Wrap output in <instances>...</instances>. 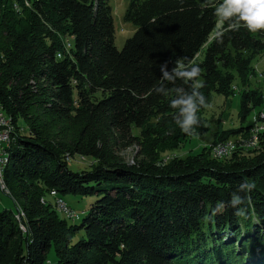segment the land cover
<instances>
[{"label":"trees","instance_id":"obj_1","mask_svg":"<svg viewBox=\"0 0 264 264\" xmlns=\"http://www.w3.org/2000/svg\"><path fill=\"white\" fill-rule=\"evenodd\" d=\"M221 3L128 0L134 32L117 48L110 0H0V106L14 125L3 179L16 206L0 211V264H45L51 246L62 264H264V132L217 158L212 145L240 142L225 139L253 122L216 120L209 144L161 157L207 131L213 93L241 87L240 123L264 105L250 87L264 30L222 20ZM74 156L93 163L73 170ZM51 190L95 199L71 223Z\"/></svg>","mask_w":264,"mask_h":264},{"label":"rangeland","instance_id":"obj_2","mask_svg":"<svg viewBox=\"0 0 264 264\" xmlns=\"http://www.w3.org/2000/svg\"><path fill=\"white\" fill-rule=\"evenodd\" d=\"M110 4L112 7V14L114 19V27H115L114 44L117 48H121L125 40L130 36H132L134 32L133 25L123 20V15L128 5V0H110ZM254 68L256 73L254 76L250 78V87L252 88L257 87L264 94V54L254 64ZM240 88L237 85L235 87L236 92L234 94H230L229 96H224L219 93H213L212 99L210 103L207 104L204 111V117L206 118L205 125L208 126L207 131L203 132L202 134L192 135V138L185 144L184 147H181L176 151L170 150L163 153L161 155V157H164L162 161L168 160L174 155V153H176L177 155L179 154L184 155L188 151L194 152L197 151L201 146L205 144H209L213 138L214 132L219 127L216 123V120L217 121L219 120L221 126H223L224 128H233L239 124L242 125L251 124L254 121V118L259 115V114L257 115L258 111L264 113V105L257 106L247 115L246 120L243 123H240V120L238 118L240 93L237 91L240 90ZM228 139L233 141L241 140V139H254V129H252L250 136H246V137L239 136L237 138L231 137L225 140ZM225 140H223V142ZM231 143H235V142H231ZM137 149L138 148L134 145L128 147L125 150H122L119 154L126 163L131 164L133 162V157ZM68 163L73 170L89 169V167L93 163V159L90 157L74 156L69 159ZM2 185L3 184L1 183L0 211H2L3 209H12L13 211H16V206L14 204V201L10 198L8 194H6L8 193V189L6 188V192H5V190L2 189ZM51 194L52 193H50L47 198L51 200L52 203L54 201V205H55V197L53 196V194L52 195ZM60 196L65 200V202L70 208H72L74 211L78 213L79 218L78 219L72 218L71 220V218H68L62 212H59V209L56 205H55L56 208L55 207L54 208L58 210L57 211L58 214H60L62 217H65L71 223H76V224L80 223V220L88 210L90 203L95 199V197L92 196H80L74 194H66ZM81 237L86 238L85 234H83V232L80 231L76 233L75 236H73V241H76ZM46 259L47 262L50 261V264H62L58 261L53 246L50 247Z\"/></svg>","mask_w":264,"mask_h":264},{"label":"clouds","instance_id":"obj_3","mask_svg":"<svg viewBox=\"0 0 264 264\" xmlns=\"http://www.w3.org/2000/svg\"><path fill=\"white\" fill-rule=\"evenodd\" d=\"M216 15L222 20L233 21V26L237 28L242 24L249 31L264 30V0H223V3L216 7ZM177 63L182 64L183 60H178ZM165 75L167 76V73ZM204 106H207L206 103ZM184 111L187 115L180 127L186 131L187 127L194 123V117L190 105L185 107ZM248 185L250 188L254 187L252 184ZM246 202L245 199L243 204ZM236 215L244 217L239 211Z\"/></svg>","mask_w":264,"mask_h":264},{"label":"built area","instance_id":"obj_4","mask_svg":"<svg viewBox=\"0 0 264 264\" xmlns=\"http://www.w3.org/2000/svg\"><path fill=\"white\" fill-rule=\"evenodd\" d=\"M264 113L260 112L258 117H255L253 121V129H254V139H246L240 140L238 143H220L217 145H212L211 152L217 153L220 157L225 156V152L229 150L230 146H237V148H249L256 145L258 141V135L260 132H264ZM7 130L6 122L4 120V115L1 114V106H0V165H1V154L3 153V132ZM52 191V190H51ZM52 193H54L52 191ZM58 197V201L60 203V208H65L70 213V217L75 213L70 212V207L65 206V200L60 196L54 193ZM22 219V218H21ZM50 264V261H49Z\"/></svg>","mask_w":264,"mask_h":264},{"label":"bare ground","instance_id":"obj_5","mask_svg":"<svg viewBox=\"0 0 264 264\" xmlns=\"http://www.w3.org/2000/svg\"><path fill=\"white\" fill-rule=\"evenodd\" d=\"M1 114L4 115V120L6 122L7 130H4V132H3V153L1 154V165H0V188H1V183H2L3 184L2 189L5 190V192H6V187H5V183H4V179H3V169L5 168L7 163L9 162V156L8 155H9V148H10V145L12 142V133L14 130V125H13V122L11 121V119L4 114L2 108H1ZM225 143H231V141L225 142ZM235 143H238V142H235ZM236 148H237V146H230L229 150L225 152V156H221V157L229 156L232 153V151H235L234 149H236ZM212 155L214 157L221 158L217 153H212ZM54 193H56L58 195L57 192H54ZM54 193H52V194L55 197V205L58 207L59 212H62L67 217H70V213L68 212V210H66L65 208H60V203L58 201V197ZM65 206L69 207L66 202H65ZM70 212L75 213L71 208H70ZM22 217H23V215H22ZM78 217L79 216L75 213L70 218L71 219L72 218L77 219ZM16 219L18 221H20L19 214L16 215ZM22 229L24 231L26 230L24 228V226H22ZM45 264H49V262L46 261Z\"/></svg>","mask_w":264,"mask_h":264}]
</instances>
